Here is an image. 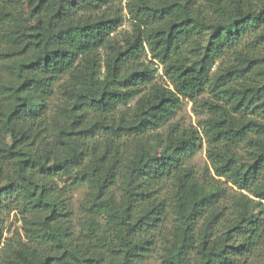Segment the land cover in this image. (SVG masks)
Returning <instances> with one entry per match:
<instances>
[{
    "label": "trees",
    "instance_id": "obj_1",
    "mask_svg": "<svg viewBox=\"0 0 264 264\" xmlns=\"http://www.w3.org/2000/svg\"><path fill=\"white\" fill-rule=\"evenodd\" d=\"M121 1L0 0V264H136L165 234L159 264H253L264 237V0H125L131 32L117 36ZM183 97L207 112L215 175L256 199L243 194L230 219L219 187L187 163L200 136L169 123ZM55 179L85 184L82 208L112 235L90 225L75 235ZM11 210L23 237L3 238Z\"/></svg>",
    "mask_w": 264,
    "mask_h": 264
},
{
    "label": "rangeland",
    "instance_id": "obj_2",
    "mask_svg": "<svg viewBox=\"0 0 264 264\" xmlns=\"http://www.w3.org/2000/svg\"><path fill=\"white\" fill-rule=\"evenodd\" d=\"M125 0H122L119 8H122V14L124 16L123 23L118 26L117 31L114 35L120 36L123 33L131 32V22L130 15L127 10L124 8ZM264 25L262 26V29ZM251 38V36H246L243 39L242 44ZM103 54V52H102ZM145 61L151 60L150 54L148 51L144 57ZM214 70V67L211 71ZM156 80L161 84H168V80L165 79V76L162 74L161 66L157 65ZM210 91L204 92L199 97L210 96ZM183 103L180 108L176 111L174 117L169 121L170 124H177L180 127L193 128L197 134L200 136L199 145L193 154L188 158L187 163L191 167L193 173L200 180L206 184H213L221 190L222 193V216L224 218L230 219L235 212L236 201L241 198L243 194L249 196L251 199H255L254 195L244 189L238 188L230 180H227L224 177L215 175V171L212 167L211 161L208 158V143L202 134V120L207 116L205 109H201L197 106L190 98L183 97ZM233 151L240 157L243 161L248 158V150L245 144H239L233 147ZM53 184L56 194L63 200L68 210L71 212V227L73 228L74 234L79 235L81 232H86V228L90 225L93 229V232L96 233L95 237H100L102 234L112 235L110 228L99 216H93L84 211L82 208V202L85 199L87 193V186L85 184L80 185H71L68 181L65 182L63 179H55ZM166 187L163 189V193H168L169 185L166 182ZM170 192V191H169ZM93 219V220H92ZM4 220V232L3 238L9 237L11 234L18 233L23 237L22 222L16 215L15 210H11L3 215ZM91 220V221H89ZM171 226V222H164V225L161 227V230L165 233L167 232L168 227ZM219 232L222 227L217 225ZM220 227V228H219ZM168 237V236H167ZM165 239L166 234L157 240L152 251L149 253L148 257L143 261H139L136 264H159L161 262L162 256L165 253ZM3 242V241H2ZM2 245V243H1ZM1 247V246H0ZM253 253L248 256L249 262L253 264H260L259 262L264 260V237L261 239L260 244L255 247ZM194 253V252H193ZM192 253L191 257L194 256Z\"/></svg>",
    "mask_w": 264,
    "mask_h": 264
}]
</instances>
